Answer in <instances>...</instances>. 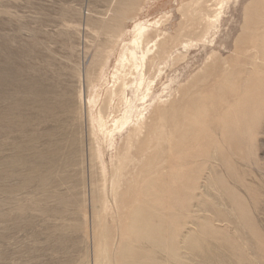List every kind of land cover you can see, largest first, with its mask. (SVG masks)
Instances as JSON below:
<instances>
[{
    "label": "rangeland",
    "instance_id": "374dc122",
    "mask_svg": "<svg viewBox=\"0 0 264 264\" xmlns=\"http://www.w3.org/2000/svg\"><path fill=\"white\" fill-rule=\"evenodd\" d=\"M190 236L264 264V0H0V264Z\"/></svg>",
    "mask_w": 264,
    "mask_h": 264
},
{
    "label": "bare ground",
    "instance_id": "6f19581e",
    "mask_svg": "<svg viewBox=\"0 0 264 264\" xmlns=\"http://www.w3.org/2000/svg\"><path fill=\"white\" fill-rule=\"evenodd\" d=\"M138 225V224H137ZM139 226V225H138ZM139 228V227H137ZM136 228V229H137ZM147 239L149 240V237L147 236ZM151 239V238H150ZM190 240H193V241H190V242H187L186 245H185V242L183 243V249L186 250V248L188 249L189 251V254L191 256H193V253L194 254H197L198 257L201 258V260H199L198 258H194L193 260H191V262H193L194 264H242L241 261H229V262H225L223 259H219L217 257H215L216 255V252H220V253H225V249H223L222 247H219L218 244L216 245L215 243V249H213L210 245H208V243H201L199 240L198 237L194 238L193 236H190L189 238ZM99 239L97 238V242H98V245H99ZM145 240V239H144ZM153 240V239H152ZM146 241V240H145ZM124 244V243H122ZM159 243L157 242H152V241H149V246L150 247H157L156 250H158V253L160 254V252H163V246L161 245H158ZM168 247V246H167ZM170 247V246H169ZM120 248H121V245H120ZM172 248V247H170ZM123 251L124 252V256L122 255L121 257V263L122 264H134L129 256H130V253L132 251H134L135 253L137 254H141L143 252V247L141 245H138V249L136 250H132L129 246H126L124 245L122 247ZM120 250V249H119ZM132 250V251H131ZM167 249L165 248V251ZM178 250V249H177ZM176 250V251H177ZM160 251V252H159ZM193 252V253H192ZM232 252H235L234 249L230 250L229 253H232ZM102 256V255H101ZM121 256V255H120ZM182 259L186 262L187 259H189L186 255H184L182 257ZM120 260V259H119ZM183 261V263L185 264V262ZM244 262V261H243Z\"/></svg>",
    "mask_w": 264,
    "mask_h": 264
}]
</instances>
